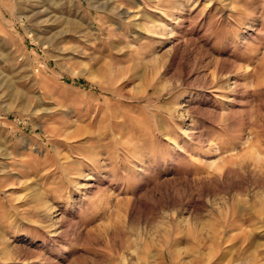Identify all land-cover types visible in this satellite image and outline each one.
<instances>
[{"label":"rangeland","instance_id":"obj_1","mask_svg":"<svg viewBox=\"0 0 264 264\" xmlns=\"http://www.w3.org/2000/svg\"><path fill=\"white\" fill-rule=\"evenodd\" d=\"M0 264H264V0H0Z\"/></svg>","mask_w":264,"mask_h":264}]
</instances>
